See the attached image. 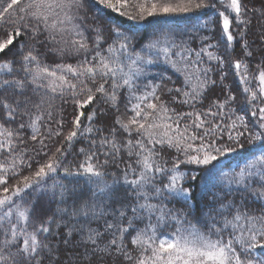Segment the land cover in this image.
Here are the masks:
<instances>
[{"label":"snow or ice","instance_id":"1","mask_svg":"<svg viewBox=\"0 0 264 264\" xmlns=\"http://www.w3.org/2000/svg\"><path fill=\"white\" fill-rule=\"evenodd\" d=\"M0 32V264H264V150L211 171L264 146V0H0Z\"/></svg>","mask_w":264,"mask_h":264},{"label":"trees","instance_id":"2","mask_svg":"<svg viewBox=\"0 0 264 264\" xmlns=\"http://www.w3.org/2000/svg\"><path fill=\"white\" fill-rule=\"evenodd\" d=\"M172 2H175V0H172ZM89 13L92 14H98L94 13V5H92L90 2L88 4ZM102 19H105L106 21H115L117 24H122L125 28L129 29V34H135L137 41H147L149 38L153 36L154 33L160 31L161 29L167 30L169 28H172L177 31H185L188 32L190 26L195 23L197 27H200V24L203 23L204 19L211 20L214 18V12L212 9L204 10L202 13L197 12L194 14H187V15H176V16H156V17H147L144 20H137L132 21L127 19L126 17H120L118 14L115 13H109L107 17L101 16ZM201 32L204 34H210L209 29L201 28ZM214 35V41L220 40L221 41V48H220V54L226 55L225 49L223 48V41L220 35L219 27L216 28ZM6 38L2 32H0V39ZM187 38V37H185ZM15 52V49L12 50ZM240 48L236 47L234 52L232 49L228 50V53L235 56L236 58H239L240 56ZM12 56V52L9 53V57ZM8 58V57H5ZM163 72L165 76H171L174 81L177 82V84L180 83L179 74L175 73L174 70L169 68L167 65L160 64L158 66H153L151 68V73L155 76H159V74ZM152 77L150 76L149 79ZM226 84H230L233 88V90L236 92L238 100H243V97L240 93L239 87L237 82L235 81L233 75L231 72H229L228 77L225 80ZM213 95H219V89L214 90V92L209 93V96ZM57 103H60L57 101ZM207 103V101H205ZM67 108V111L69 114L72 112V108L70 105H65ZM261 150H264V146L257 145V146H247L245 149L238 150L235 153H231L225 158H221L218 162L215 163V167L211 170L212 172H216L220 169L224 170H235L238 167L242 166L243 163L247 158L250 157L251 153L253 152H259ZM68 161H72V157L69 156ZM193 168H196L197 166H191ZM200 177H203L205 180H208L210 177V173L201 171L199 173ZM215 180H212L211 183H215ZM203 185L200 182V179L198 178L197 182L194 185V189L196 192V199H200V190Z\"/></svg>","mask_w":264,"mask_h":264}]
</instances>
